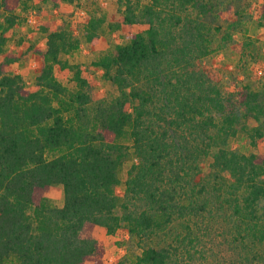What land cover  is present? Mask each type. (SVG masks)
<instances>
[{"label":"trees","instance_id":"obj_1","mask_svg":"<svg viewBox=\"0 0 264 264\" xmlns=\"http://www.w3.org/2000/svg\"><path fill=\"white\" fill-rule=\"evenodd\" d=\"M24 1L0 0V56ZM202 1L118 0L122 24L143 23L147 29L95 63L118 90L109 102H92L80 69L62 59L80 46L66 29L41 27L45 49L36 52L37 91H29L21 76L5 74L15 55L0 62V264H108L94 228L114 234L125 225L147 236L174 219L200 217L209 200L202 191L193 193L179 171L167 184L166 173L197 160L213 144L219 145L213 168L233 179L230 190L221 185L219 193L233 191L228 203L241 222L257 219L258 206L264 208V154L243 155L224 146L242 120L253 125L248 135L255 146L264 136V125H258L264 113L257 92L244 85L225 94L203 69L201 60L211 49L199 16L207 15ZM258 13L264 25V0ZM101 26V18L89 19L85 40L97 37ZM57 67L73 71L75 91L56 79ZM126 142L136 161L119 195ZM55 186L63 189L62 207L45 200ZM171 258L166 248H148L130 264H168Z\"/></svg>","mask_w":264,"mask_h":264},{"label":"rangeland","instance_id":"obj_2","mask_svg":"<svg viewBox=\"0 0 264 264\" xmlns=\"http://www.w3.org/2000/svg\"><path fill=\"white\" fill-rule=\"evenodd\" d=\"M150 1L141 0L142 4ZM206 2L207 15L199 16L205 24V40L211 51L201 60L203 69L211 73L225 94L233 93L244 85L257 92L264 113V25H259L258 17L263 0L202 1ZM191 11L192 8L189 9ZM14 14L18 20L5 32L6 43L0 62L10 55L17 59L5 68V74L21 76L29 91H37L35 78L40 72L41 61L36 52L45 49L41 27L49 24L50 31L66 29L79 40L80 46L62 59L80 69L88 84L87 92L96 103L115 99L118 90L105 79L102 69L95 63L114 54L117 46L127 44L129 36L144 33L147 29L143 23L122 24L118 0H76L73 3L67 0H26ZM194 14L199 13L195 10ZM91 18H101L102 26L98 36L88 42L84 31ZM0 25L5 27L1 9ZM55 75L68 91H75L72 70L57 67ZM258 125H264V118ZM252 126L242 120L236 126V134L227 139L224 148L243 155L264 154V136L257 139L255 146L250 143L248 134ZM124 144L130 149L118 171L119 184L115 191L119 195L124 194L128 170L136 161L131 143ZM218 146L211 145L197 160L192 158L188 163L177 164L166 173L167 184V178L173 180L174 173L179 171L185 182H191L193 193L202 191L201 197L209 200L204 214L190 221L189 218L174 219L162 231L147 236L132 234L125 225L114 234L98 226L92 235L104 246L102 259L105 263L130 264L148 248H166L172 254L168 264H264V208L258 206L257 219L241 222L228 203L234 199V195H229L233 191L219 193L221 185L230 190L233 179L221 169L213 168V155ZM45 200L51 207H62V187H53L45 195ZM134 204L136 208H143L145 203Z\"/></svg>","mask_w":264,"mask_h":264}]
</instances>
